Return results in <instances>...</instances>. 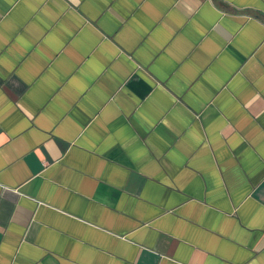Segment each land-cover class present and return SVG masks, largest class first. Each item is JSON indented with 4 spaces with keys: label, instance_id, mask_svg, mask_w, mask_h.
Here are the masks:
<instances>
[{
    "label": "crops",
    "instance_id": "crops-1",
    "mask_svg": "<svg viewBox=\"0 0 264 264\" xmlns=\"http://www.w3.org/2000/svg\"><path fill=\"white\" fill-rule=\"evenodd\" d=\"M0 264H264V0H0Z\"/></svg>",
    "mask_w": 264,
    "mask_h": 264
}]
</instances>
